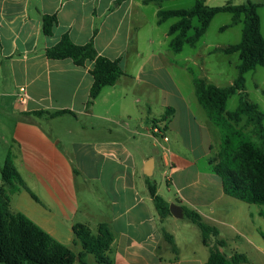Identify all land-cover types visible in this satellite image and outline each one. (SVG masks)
I'll list each match as a JSON object with an SVG mask.
<instances>
[{
  "label": "crops",
  "instance_id": "1",
  "mask_svg": "<svg viewBox=\"0 0 264 264\" xmlns=\"http://www.w3.org/2000/svg\"><path fill=\"white\" fill-rule=\"evenodd\" d=\"M160 9L144 0H0V186L9 160L24 182L11 209L84 253L86 264L103 263L76 237L78 224L93 234L110 227L111 264H206L210 247L184 208L218 229L211 245L223 240L227 258L264 264V209L226 195L213 171L223 134L196 95L194 79L201 77L171 56L168 31L157 33ZM45 15L57 16L52 35L44 33ZM65 34L78 45L93 40L100 55L121 59L124 75L90 107L95 62L79 66L47 56ZM183 74L188 90L177 79ZM63 110L73 114L52 116ZM155 124L165 126L163 135L152 132ZM148 179L170 206L165 218ZM172 205L183 215H174ZM74 264H82L79 257Z\"/></svg>",
  "mask_w": 264,
  "mask_h": 264
},
{
  "label": "trees",
  "instance_id": "2",
  "mask_svg": "<svg viewBox=\"0 0 264 264\" xmlns=\"http://www.w3.org/2000/svg\"><path fill=\"white\" fill-rule=\"evenodd\" d=\"M166 0H144L145 3L161 4ZM261 4L247 1L233 4L231 1L223 6H209L205 0H196L187 9H160L158 23L177 18L169 30L170 48L180 53L185 44L195 45L206 34L214 17L220 13L232 14L230 26L244 23L242 39L239 43L225 48H218L230 55L238 53L239 75L233 84L219 87L207 83L204 79L195 78L196 95L207 112L209 118L221 129L223 134L220 153L213 163V171L223 182L226 195L240 201L264 206V113L258 104L249 100L246 93V74L257 66L264 67V36L262 34L261 18L258 9ZM197 19L198 25H194ZM57 23L56 15H45L43 30L46 35H52ZM194 31L189 36V32ZM50 59H72L75 64L84 66L86 61H94L91 70L93 84L87 106L90 107L99 97L105 87L113 86L124 75L121 59H109L96 50L93 40L84 44H75L68 34L63 35L60 42L47 49ZM241 95L238 107L227 110L231 96ZM71 111L63 110L52 114L59 116ZM33 114L42 115L43 112ZM75 115V114H74ZM167 115L159 121H165ZM244 125L241 123L244 121ZM251 125L252 132L245 131ZM0 186V264H74L79 257L82 264L84 253L77 255L72 249L54 239L50 234L30 220L25 214L11 209L12 195L24 187V182L13 166L7 161L1 169ZM150 194L162 218L170 215L169 204L157 193V186L147 180ZM185 216L199 226L203 242L210 247V257L206 264H242L248 261L245 255H234L230 259L221 252L219 246L225 245L223 240L211 245V238L217 237L216 227L206 224L200 214L184 208ZM264 217V211L262 212ZM78 239L84 244L86 252L96 255L103 264H111L106 256L113 240V233L107 224L100 226L99 234H93L91 229L83 224L73 228ZM166 240L178 254V247L172 235L164 231Z\"/></svg>",
  "mask_w": 264,
  "mask_h": 264
},
{
  "label": "rangeland",
  "instance_id": "3",
  "mask_svg": "<svg viewBox=\"0 0 264 264\" xmlns=\"http://www.w3.org/2000/svg\"><path fill=\"white\" fill-rule=\"evenodd\" d=\"M196 0H166L161 2V9H187L195 4ZM209 6H223L228 2L233 4L246 3L251 1L253 3L261 4L258 13L261 18L262 34L264 36V0H205ZM155 6V5H153ZM153 6L150 7L152 12ZM149 19L152 21V14ZM232 14L220 13L214 17L206 34L195 45L185 44L184 49L180 53L171 51V56L176 59L178 63H186L192 69L195 77H201L206 81L213 83L219 87H227L233 84L234 80L239 75L238 64L240 62L238 53L227 55L218 48H225L239 43L242 39V32L244 23L230 26ZM177 21V18L167 20L159 26L157 33L161 37L168 31L169 27ZM194 25H198L197 19L194 20ZM194 31L189 32V36L193 35ZM171 39V37H170ZM169 39L166 46L163 48L169 51ZM178 80H182L188 90L191 81L188 76L178 75ZM246 93L251 102L258 104L260 110L264 113V67L257 66L253 71L246 74ZM241 95L239 93L231 96L227 103V110H235L240 101ZM244 121L241 125H244ZM245 131L252 132V126L245 127ZM258 208L264 209L263 205H255ZM188 222V221H185Z\"/></svg>",
  "mask_w": 264,
  "mask_h": 264
},
{
  "label": "water",
  "instance_id": "4",
  "mask_svg": "<svg viewBox=\"0 0 264 264\" xmlns=\"http://www.w3.org/2000/svg\"><path fill=\"white\" fill-rule=\"evenodd\" d=\"M150 167H151V162H149V163L147 164V167H146V170H147L146 174H147V175L150 174V173H149ZM171 211H172V213H173L174 215H176V216H182V215H183V210H182L181 207H178V206H174V205H172V206H171Z\"/></svg>",
  "mask_w": 264,
  "mask_h": 264
},
{
  "label": "built area",
  "instance_id": "5",
  "mask_svg": "<svg viewBox=\"0 0 264 264\" xmlns=\"http://www.w3.org/2000/svg\"><path fill=\"white\" fill-rule=\"evenodd\" d=\"M22 91H24V89L22 88L21 89ZM24 100V99H23ZM164 131H165V126L162 125V124H155L153 127H152V132L155 134V135H163L164 134ZM166 138V137H165Z\"/></svg>",
  "mask_w": 264,
  "mask_h": 264
}]
</instances>
